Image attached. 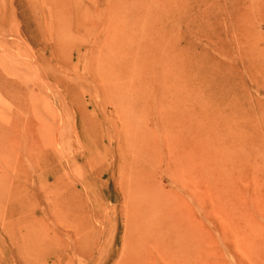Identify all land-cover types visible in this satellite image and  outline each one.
<instances>
[{
  "label": "rangeland",
  "instance_id": "obj_1",
  "mask_svg": "<svg viewBox=\"0 0 264 264\" xmlns=\"http://www.w3.org/2000/svg\"><path fill=\"white\" fill-rule=\"evenodd\" d=\"M39 1L22 0L38 18ZM90 1L95 3L91 21L97 34L103 24L114 34L125 30L136 46L132 26L148 25L146 39L170 59L166 64L154 54L128 55L130 62L140 59L139 73L145 79L140 86L146 96L138 117L141 127L146 124L143 111L161 105V121L146 125L155 131L149 134L160 160L147 167L141 191L159 196L173 223V232L160 230L144 237L137 264H264L263 0H161L160 13L146 17L142 14L154 0H76V7ZM20 14L19 0H0V79L23 86L22 93L11 86L9 93L0 89V134L5 131L0 140V193L12 183L4 175L13 179L19 174L18 151L29 170L27 177H20L34 194L19 187L11 199L2 195L0 264H125L124 219H118V213L133 176L129 170L114 176L115 156L103 162L96 151L95 157H87L76 136L80 111L73 107L76 100L67 83L82 89V97H90L95 96L87 90L93 82L69 71L76 62L73 51L62 53L57 62L41 58L46 43L28 42L21 33ZM63 15L60 24L68 37L76 16L69 9ZM89 49L87 45L85 54ZM126 86H133L130 78ZM199 86L207 91L198 92ZM47 130L58 140L52 148L44 146ZM8 143H13L14 153ZM39 174L44 175V190L35 182ZM28 195H36L35 205ZM131 196L136 202L135 192ZM46 213L60 222L54 225L60 229L59 239L48 253ZM72 213L92 220L98 234L91 249L74 243L78 239L67 222ZM106 213L111 222L102 233L95 217Z\"/></svg>",
  "mask_w": 264,
  "mask_h": 264
},
{
  "label": "bare ground",
  "instance_id": "obj_2",
  "mask_svg": "<svg viewBox=\"0 0 264 264\" xmlns=\"http://www.w3.org/2000/svg\"><path fill=\"white\" fill-rule=\"evenodd\" d=\"M154 2L155 4L142 14L143 17L156 12L160 13L159 7L164 2L161 0H154ZM93 3L90 1L84 8H79L76 7V0H40L41 16L38 18L30 12L31 9L29 10V7H26L22 0H19L21 7L20 18L23 23L21 33L25 34L28 42L35 46H39L45 42L46 45L43 47L44 53L41 58L45 56L52 62L59 61L62 53L64 55L67 51L75 52L76 62L70 65L69 71L75 73V75H84L93 82V84L90 82L92 88H90L91 86L87 88L89 92H95V94L93 93L95 96L90 97H82V89L79 91L76 86L67 83L68 90L71 91L70 93L76 100L73 107H76L80 111L75 118L76 136L78 142L85 149L87 157L90 159L95 157L93 153L96 151L102 156L103 162L109 160L111 156L116 157L117 165L114 169V176L119 173L123 174L127 170L133 176V180L127 184L128 189L123 196L124 209L121 213H118V219H124V224H122L124 225V233L122 236L124 241L122 250L123 263L137 264L139 263L141 255L138 251H142L143 249L144 237L147 234H156L160 230L163 233H165L164 231L173 232V223L166 215L168 214V210L164 209L165 205L159 203L160 197L154 196L150 192L147 194L141 191V188L144 186L147 167H151L152 161L158 163L160 160L157 157L159 150L156 149L154 151L155 147L152 143L154 142L153 134H149L155 131L153 129L148 131L146 125L150 122L157 125V122L161 121L158 113L161 105L158 104L157 107L149 109L147 112L143 111L145 113L143 117L145 118L146 124L144 127H141L140 122H138V117H141L143 110L141 101H146L143 100L146 96L142 93V90L140 91V86L145 84V79L139 73L141 66L140 59L137 58L130 62L128 55L131 52L139 53V55L140 53L154 54L153 57L156 59L158 57L162 63L166 64H169L170 59L168 54L158 51V46L153 40L146 39V34H149L147 29L148 25L137 24L132 26L131 33H137V36L135 34L132 37L133 41L136 38V42L134 41L136 46L132 44L133 42H129L128 36H130V33L128 31L125 32V30L117 31L114 34L112 30L105 28L103 24L101 26L102 33L97 34L98 27L91 21L95 4ZM68 9L70 13H74L76 20L75 24L71 25L72 34L69 33L68 37H66L63 29L64 24L61 25L62 23L60 24V22H63L65 17L63 14H66ZM92 34L94 36L90 37L89 35L92 36ZM163 40L164 38H157V41L160 43ZM87 45L90 49L86 50L85 54ZM84 56H86V60H83ZM82 60L85 63L81 68ZM2 72L3 70H1V74ZM4 72L7 74L10 73L6 67H4ZM51 75V72L47 75L50 77V82H52ZM128 78L133 81V86L130 88L126 86ZM24 80L26 81L27 79ZM16 82L8 80L6 77L0 79V89L9 93L8 87L11 86L13 88L15 87L18 93H22L23 86L21 84L17 85ZM83 85L85 84L83 83ZM197 89L198 92L207 91L201 86L197 87ZM212 90L211 85L209 92ZM195 93L187 95L186 98L193 97L196 95ZM151 117L157 119H152ZM52 133L48 130L46 134L44 133V146L52 148L54 144L58 143L57 139L54 140ZM4 135L5 131L0 134V140L4 138ZM127 138L129 140H126ZM8 144H10L9 149L14 148L13 150L8 149V151L14 153L16 148L13 147V143ZM1 145L6 147L4 143ZM181 147L184 148L182 144ZM51 151L55 152L54 148ZM15 157L18 160L15 168L19 174L13 179L10 175H4V179L10 182L11 178L12 183L10 189L5 190L2 194L0 193V200L5 198H2V195L6 196L8 194L10 199L16 196L18 194L16 191L19 187L25 192L34 194L27 183L20 177L21 174L27 177L29 170L20 162L21 155L18 151L15 152ZM32 159L35 160L36 158L32 157ZM176 160L178 162V157L175 156L172 163L174 164ZM174 165L176 166V163ZM36 178L35 182L39 185V190H44V175L39 174ZM133 192L137 195L136 202L131 196ZM53 194L57 197L60 196V192L56 189ZM28 196L30 198V205H35L38 199H35L36 195ZM43 197L45 198L46 196L44 195ZM22 203L24 202H20V207H24ZM72 214L73 218H71V222L68 220L67 222L70 223L69 226L73 229V235L78 239L74 243L80 242V245L87 244L91 249L95 236L98 234L92 225V220L88 218V215L76 218L74 213ZM156 214H161L163 218L156 219ZM45 217L44 225L47 228V234L44 239V244L46 246V252L48 253L55 248V239H59L58 231L60 229L55 227L57 226L55 222L56 220L58 223L60 222L59 219L51 217L49 213H46ZM95 219L101 225L100 232H108V224L111 222L110 215L106 213L104 216L95 217ZM52 226L57 229H54Z\"/></svg>",
  "mask_w": 264,
  "mask_h": 264
}]
</instances>
